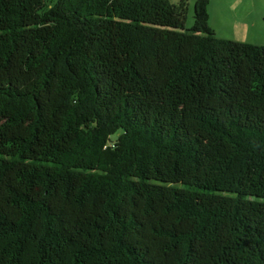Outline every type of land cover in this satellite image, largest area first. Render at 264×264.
<instances>
[{"label":"trees","instance_id":"1","mask_svg":"<svg viewBox=\"0 0 264 264\" xmlns=\"http://www.w3.org/2000/svg\"><path fill=\"white\" fill-rule=\"evenodd\" d=\"M52 1L0 0V264H264V46Z\"/></svg>","mask_w":264,"mask_h":264},{"label":"crops","instance_id":"2","mask_svg":"<svg viewBox=\"0 0 264 264\" xmlns=\"http://www.w3.org/2000/svg\"><path fill=\"white\" fill-rule=\"evenodd\" d=\"M212 0L210 4V24L223 39L264 46V22L252 8L251 0ZM262 7V5H261ZM264 19V11L261 13Z\"/></svg>","mask_w":264,"mask_h":264},{"label":"rangeland","instance_id":"3","mask_svg":"<svg viewBox=\"0 0 264 264\" xmlns=\"http://www.w3.org/2000/svg\"><path fill=\"white\" fill-rule=\"evenodd\" d=\"M56 0H53L52 2H49L48 4H53L55 3ZM174 4H179L180 0H170ZM197 0H189V11H188V21H187V28H192L195 24V5H196ZM254 3H251V0L249 1L251 3L252 8L257 12V15H259V20L261 22H264V19L261 18V13L264 11V0H252ZM223 2V0H221ZM231 4L234 3V0H230ZM262 5V7H261ZM119 135L117 134L116 136H112L111 140L115 141L117 140Z\"/></svg>","mask_w":264,"mask_h":264}]
</instances>
